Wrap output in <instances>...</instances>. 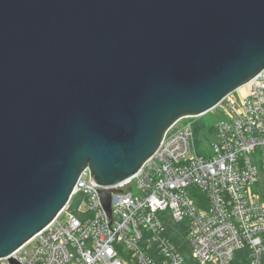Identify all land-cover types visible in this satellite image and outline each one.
Wrapping results in <instances>:
<instances>
[{"label":"water","instance_id":"95a60500","mask_svg":"<svg viewBox=\"0 0 264 264\" xmlns=\"http://www.w3.org/2000/svg\"><path fill=\"white\" fill-rule=\"evenodd\" d=\"M263 70L264 0H0V259Z\"/></svg>","mask_w":264,"mask_h":264},{"label":"built area","instance_id":"2783aa9c","mask_svg":"<svg viewBox=\"0 0 264 264\" xmlns=\"http://www.w3.org/2000/svg\"><path fill=\"white\" fill-rule=\"evenodd\" d=\"M243 90L210 112L212 133H195L201 116L175 122L135 176L105 188L113 191L109 212L84 172L72 194L86 196L81 217L69 202L0 264H184L169 231V222L184 221L197 264H232L243 249L246 264H264V70Z\"/></svg>","mask_w":264,"mask_h":264},{"label":"trees","instance_id":"16d2710c","mask_svg":"<svg viewBox=\"0 0 264 264\" xmlns=\"http://www.w3.org/2000/svg\"><path fill=\"white\" fill-rule=\"evenodd\" d=\"M207 115V114H206ZM209 115V114H208ZM213 115V114H211ZM205 116V115H204ZM206 117V116H205ZM211 118H214V120L209 119V120H204L207 118H204L203 116L194 122V130L197 135L202 133L204 130L208 131L209 133H212L213 130V122L215 121V116H211ZM211 120V121H210ZM210 121V123H209ZM201 154V152L199 151ZM194 192V190L192 191ZM196 203L198 206L203 207L201 203H204L203 197L204 195L196 190ZM203 196V197H202ZM86 200V196L83 195L82 193L75 195L72 197L70 201V206H69V212L73 214L76 218H80L81 212L78 210V207L80 206L81 202ZM187 229V222L184 221L181 224H174L172 222H169V231L172 233V240L174 243L179 246L180 252L183 254L184 257V264H197L191 256V248L189 244L186 242V231ZM248 258V253L246 250H239L235 253L234 260L232 264H246Z\"/></svg>","mask_w":264,"mask_h":264},{"label":"rangeland","instance_id":"374dc122","mask_svg":"<svg viewBox=\"0 0 264 264\" xmlns=\"http://www.w3.org/2000/svg\"><path fill=\"white\" fill-rule=\"evenodd\" d=\"M243 90V87L242 88H240L239 90H237L234 94L236 95V97L237 98H239V96L243 93H241V91ZM244 91V90H243ZM210 113V112H209ZM209 113H207V115L205 114V116L203 115V117L204 118H207V119H204V120H209V119H212V120H214V118H211V116H214V115H211V113L209 114ZM209 114V115H208ZM200 117V116H199ZM202 117V116H201ZM211 121V120H210ZM210 121H209V123H210ZM205 142L203 141V144H204ZM67 219H68V216L66 215V214H63L62 216H60V218H59V221L61 222V223H66V221H67Z\"/></svg>","mask_w":264,"mask_h":264},{"label":"bare ground","instance_id":"6f19581e","mask_svg":"<svg viewBox=\"0 0 264 264\" xmlns=\"http://www.w3.org/2000/svg\"><path fill=\"white\" fill-rule=\"evenodd\" d=\"M242 92H243V90H242ZM62 213V212H61ZM179 247V246H178Z\"/></svg>","mask_w":264,"mask_h":264}]
</instances>
